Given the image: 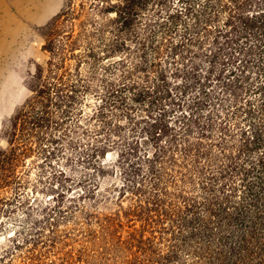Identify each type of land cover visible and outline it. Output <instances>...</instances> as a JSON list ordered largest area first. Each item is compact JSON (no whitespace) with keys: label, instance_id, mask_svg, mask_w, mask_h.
Returning <instances> with one entry per match:
<instances>
[{"label":"trees","instance_id":"1","mask_svg":"<svg viewBox=\"0 0 264 264\" xmlns=\"http://www.w3.org/2000/svg\"><path fill=\"white\" fill-rule=\"evenodd\" d=\"M179 2L65 0L40 28L0 264H264V0Z\"/></svg>","mask_w":264,"mask_h":264},{"label":"rangeland","instance_id":"2","mask_svg":"<svg viewBox=\"0 0 264 264\" xmlns=\"http://www.w3.org/2000/svg\"><path fill=\"white\" fill-rule=\"evenodd\" d=\"M179 1L173 0L174 5L182 6ZM64 2L0 0V131L31 94L28 79L36 64L43 63L48 56L43 50L45 38L40 28L60 12ZM173 71L169 69V80L173 82V93L177 95L184 80L174 77ZM83 107L89 112L93 111L96 107L94 96H89ZM63 145L68 146V143L64 141ZM115 157V153H108V158ZM65 162L66 159L58 156L52 165L54 168L67 169ZM37 163L40 168L42 165L46 167L44 170L50 168L46 159L38 158ZM40 168L32 170V179L37 178ZM0 240L3 241V237L0 236Z\"/></svg>","mask_w":264,"mask_h":264}]
</instances>
